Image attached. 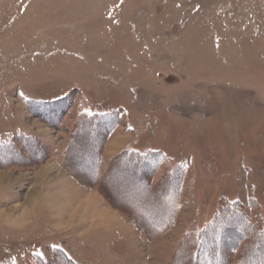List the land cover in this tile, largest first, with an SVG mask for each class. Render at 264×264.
I'll return each instance as SVG.
<instances>
[{
    "label": "rangeland",
    "instance_id": "1",
    "mask_svg": "<svg viewBox=\"0 0 264 264\" xmlns=\"http://www.w3.org/2000/svg\"><path fill=\"white\" fill-rule=\"evenodd\" d=\"M105 115L106 139L75 143L79 163L103 143L91 188L66 162L79 117ZM124 152L159 154L149 194L138 172L109 177ZM178 168L177 212L158 237L108 201L168 210L158 196ZM225 204L264 229V0H0V264H54L58 249L75 264H177ZM222 227L206 250L240 264L245 240L226 245L246 230ZM256 248L247 264H264Z\"/></svg>",
    "mask_w": 264,
    "mask_h": 264
},
{
    "label": "trees",
    "instance_id": "2",
    "mask_svg": "<svg viewBox=\"0 0 264 264\" xmlns=\"http://www.w3.org/2000/svg\"><path fill=\"white\" fill-rule=\"evenodd\" d=\"M66 99H61V102L65 101ZM60 102V101H59ZM112 116H99V117H87V116H80L78 120V134L76 133V138L74 141H72L70 147H69V155L66 162L67 169L71 172V174L79 180L83 185L94 188L98 185L100 182V151L102 150V144H97V146L92 150V157L88 158V162L86 163V160H81V162H76L78 158L74 159V152L76 155H78L79 147L75 145L77 142V135L83 136L85 140L91 139L95 137H99L100 139H106L105 137H101V127L107 126L108 122ZM110 126L109 128H111ZM111 133L106 134V136H109ZM31 140V141H30ZM34 140L28 138L27 142H33ZM74 142V144H73ZM25 149H29L28 145H24ZM10 149V148H9ZM83 150V149H82ZM26 154L29 156V159L32 160L33 156L31 152L25 151ZM7 158L4 156L5 159L17 161L18 157L11 154H6ZM15 156V157H14ZM78 157V156H77ZM47 158V157H46ZM22 161L24 158H22ZM48 159V158H47ZM36 160V159H34ZM46 160V159H45ZM45 160L39 164H43ZM75 162V164H74ZM160 162V156L158 153H151L149 155H140L136 152H124L120 154L114 162V166L112 169V173L109 177H113L112 175H121L122 173H128V172H138L140 173L138 177L139 182H143V190L145 193V190L150 191V188L153 186H150V183L148 179L145 177V174L149 172V169L152 167L153 171L155 170L154 164H158ZM81 169L83 171H81ZM169 173V172H168ZM169 180L166 183V187L163 193H160V188L156 190V192L160 193V196H158V199H160L162 196H169L170 199V209H163L159 212H149L148 215H144L142 217L138 216L137 212L139 211V208L137 206H133V208L119 204L114 198L111 200L108 199V201L113 205L115 209H117L120 213H122L123 216L127 217L129 220H131L137 227H139L142 232H144L148 237H158L163 234L165 229H168L172 226L173 223V217L174 214H176V204L179 201L180 192L177 188L178 185V176L180 174V170L174 169L172 172L169 173ZM111 178L106 180V183H110ZM144 179V180H143ZM113 183V182H112ZM141 184V185H142ZM139 188V185L137 186ZM152 189H154L152 187ZM151 189V190H152ZM155 192V191H154ZM143 193V194H144ZM149 194V193H148ZM126 197V196H125ZM145 197L144 199H147V195H143ZM160 197V198H159ZM129 198V196L127 197ZM136 199V198H134ZM128 200V199H127ZM130 200V199H129ZM127 202V201H125ZM223 209L219 211V213L216 215L215 219L211 224H209L206 228L200 231V233L196 237H188L184 238L182 245L180 246V252L178 254L177 264H216L217 262L220 263L221 260H224L221 262V264H228L227 260L225 258H218V253L215 254L212 253L213 250H210L209 252L206 250L205 246H208L210 241L213 239L214 235L219 236V240L221 239V233L225 231V228L222 227V224L225 223V221L229 220H237L242 225L243 229L246 230V237H241L239 241L230 243L229 245L232 249L240 247L242 244V241L245 240V243L242 244V253L246 256L243 257V260H241L240 264H247L249 262V259L251 257V253L248 250H252L253 248H256V244L259 242H264V229L262 227L248 223L245 216H243L242 212L239 210L238 206H229L228 204L224 205ZM124 217V218H125ZM146 221L144 222V220ZM159 224L156 228H149L152 221H159ZM243 231V230H242ZM195 242V248L191 252L189 249L193 246L192 242ZM224 244V243H223ZM255 245V246H254ZM257 249V248H256ZM264 250V248L262 249ZM208 252V253H207ZM206 254L205 262H201L202 257ZM55 261L54 264H75L73 259L68 257L64 251L61 249H58L55 251ZM39 264H53L46 260L39 259ZM176 263V262H175Z\"/></svg>",
    "mask_w": 264,
    "mask_h": 264
},
{
    "label": "crops",
    "instance_id": "3",
    "mask_svg": "<svg viewBox=\"0 0 264 264\" xmlns=\"http://www.w3.org/2000/svg\"><path fill=\"white\" fill-rule=\"evenodd\" d=\"M115 216H116V219L118 221H120L121 224H123L124 226L129 227L128 223H127V220L124 217L120 216L118 213H116Z\"/></svg>",
    "mask_w": 264,
    "mask_h": 264
}]
</instances>
